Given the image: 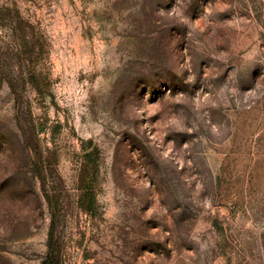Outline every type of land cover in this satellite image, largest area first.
<instances>
[{
    "label": "rangeland",
    "instance_id": "1",
    "mask_svg": "<svg viewBox=\"0 0 264 264\" xmlns=\"http://www.w3.org/2000/svg\"><path fill=\"white\" fill-rule=\"evenodd\" d=\"M0 264H264V0H0Z\"/></svg>",
    "mask_w": 264,
    "mask_h": 264
},
{
    "label": "trees",
    "instance_id": "2",
    "mask_svg": "<svg viewBox=\"0 0 264 264\" xmlns=\"http://www.w3.org/2000/svg\"><path fill=\"white\" fill-rule=\"evenodd\" d=\"M89 158V156H87V159ZM95 167L97 168V164L92 166V168L90 167V163L89 164H83V182L85 183V186L82 188V190H84L85 192H87L85 195H83V198H87L88 200H86L87 202H83L82 203V207L87 210V211H91L94 207V198H93V194L91 192L94 191L95 189V183H96V178L94 176H92L93 171L95 170ZM95 174V173H94ZM47 199L49 201V205L51 207V211H52V223H51V231L49 234V247H52V240L54 238V227H55V222H56V217L58 216V209L56 208V205L54 206L53 202L50 200V196L47 195ZM84 199V201H85ZM53 204V205H52Z\"/></svg>",
    "mask_w": 264,
    "mask_h": 264
}]
</instances>
